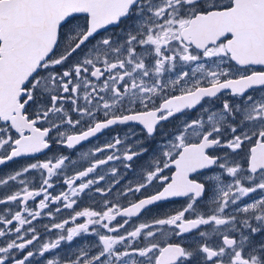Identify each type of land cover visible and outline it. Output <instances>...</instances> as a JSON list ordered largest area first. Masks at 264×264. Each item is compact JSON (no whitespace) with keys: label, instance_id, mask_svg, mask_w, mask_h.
I'll list each match as a JSON object with an SVG mask.
<instances>
[{"label":"snow or ice","instance_id":"obj_1","mask_svg":"<svg viewBox=\"0 0 264 264\" xmlns=\"http://www.w3.org/2000/svg\"><path fill=\"white\" fill-rule=\"evenodd\" d=\"M19 161L0 264H264V0H0Z\"/></svg>","mask_w":264,"mask_h":264},{"label":"flooded vegetation","instance_id":"obj_2","mask_svg":"<svg viewBox=\"0 0 264 264\" xmlns=\"http://www.w3.org/2000/svg\"><path fill=\"white\" fill-rule=\"evenodd\" d=\"M127 126H117L115 131L116 132H120L121 134H123V132L126 130ZM107 136H101V138L99 140H95L93 143L94 144H100L103 142V140L107 139ZM89 147H91V145H89ZM85 151H87V148L84 149ZM80 156V153H76L74 155L73 158L78 159ZM43 158V157H41ZM23 161H19V162H14V163H10L9 166L7 167H0V174L6 173L16 167H19L20 163H22ZM57 191H59V188H57ZM148 191H153V189L149 188ZM100 197L97 194V200H99ZM183 204V199L182 198H175L173 200L167 201V202H162L159 205H154L151 206V211L146 210V212L144 214H142L141 219H151L152 216L162 213V212H168V211H172L174 209L180 208ZM81 207H85V206H92L95 207L96 205L89 199H83L81 205ZM63 215L66 217L68 215V212L65 211L63 213ZM45 222H48L47 220ZM90 239V238H89ZM83 243L81 238H77V240L72 244V245H62V249H61V254L64 253L65 250L70 249V248H75L79 245H81Z\"/></svg>","mask_w":264,"mask_h":264}]
</instances>
